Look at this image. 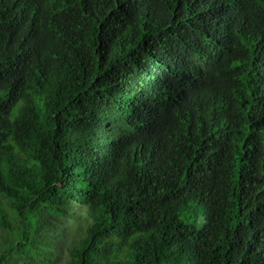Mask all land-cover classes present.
Returning <instances> with one entry per match:
<instances>
[{
  "label": "trees",
  "instance_id": "1",
  "mask_svg": "<svg viewBox=\"0 0 264 264\" xmlns=\"http://www.w3.org/2000/svg\"><path fill=\"white\" fill-rule=\"evenodd\" d=\"M222 5L0 0V264H187L200 205L223 244L194 264L262 261L264 217H231L245 150L226 128L264 64V0H235L234 36Z\"/></svg>",
  "mask_w": 264,
  "mask_h": 264
},
{
  "label": "clouds",
  "instance_id": "2",
  "mask_svg": "<svg viewBox=\"0 0 264 264\" xmlns=\"http://www.w3.org/2000/svg\"><path fill=\"white\" fill-rule=\"evenodd\" d=\"M222 7L212 16V26L224 33H229L234 36L238 22L242 15V10L238 11L235 6V0H222ZM214 54L220 59L225 60L233 51L228 48L223 40L212 35ZM206 65H202L205 69ZM197 74V73H196ZM249 103L247 111L240 118V126L247 124V127L254 132V138L249 140L240 133V126L235 128V125L226 128L228 139H235L238 143L241 142V148L245 150V159L242 163L241 174L244 180L243 187L240 189L239 196L234 205L235 210L231 217L235 215H243L252 222L264 217V156L259 157L264 153V64H260L252 85L249 89ZM201 213L190 215V222L194 225L197 232L205 234L206 241L192 255L193 260L187 264H194L195 259L207 256L212 250L219 248L223 242L218 241L214 237L213 225L210 221L211 211L208 208L199 206ZM194 210V209H193ZM201 217V220H199ZM230 217V218H231ZM226 223V222H225ZM225 223L217 228H222ZM243 258L245 264H264L257 259L253 261V254L247 251V245L237 247L233 254L235 264Z\"/></svg>",
  "mask_w": 264,
  "mask_h": 264
},
{
  "label": "rangeland",
  "instance_id": "3",
  "mask_svg": "<svg viewBox=\"0 0 264 264\" xmlns=\"http://www.w3.org/2000/svg\"><path fill=\"white\" fill-rule=\"evenodd\" d=\"M194 210H195L194 211L195 214H200L201 213V210H200V207L199 206L198 207H195ZM199 220H201V217H200Z\"/></svg>",
  "mask_w": 264,
  "mask_h": 264
}]
</instances>
